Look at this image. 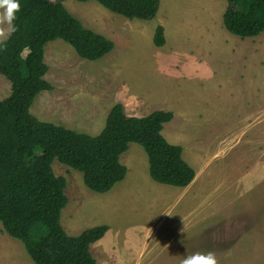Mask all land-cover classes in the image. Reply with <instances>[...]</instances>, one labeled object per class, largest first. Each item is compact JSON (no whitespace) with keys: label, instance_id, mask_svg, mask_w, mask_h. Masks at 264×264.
<instances>
[{"label":"rangeland","instance_id":"rangeland-1","mask_svg":"<svg viewBox=\"0 0 264 264\" xmlns=\"http://www.w3.org/2000/svg\"><path fill=\"white\" fill-rule=\"evenodd\" d=\"M63 4L114 46L91 61L60 39L49 41L43 61L51 89L35 96L30 113L96 135L118 102L129 116L172 111L176 117L163 125L162 135L169 143L182 144L187 155L201 149L193 160L205 166L213 182L209 201L205 205L203 197L200 206L206 219L203 239L195 237L196 244L201 242L195 252H213L217 264H264V247L257 245L258 236L264 237V222L261 227L256 221L258 208L264 211V94L259 84L264 77V32L246 38L229 33L222 23L226 0H159L150 20L123 17L93 0ZM3 12L0 8V40L10 28ZM157 25L163 27L161 47L152 43ZM193 83L198 86L195 94L187 89ZM9 93L10 82L0 74V100ZM188 103L195 116L183 121L179 110ZM198 141L201 148L194 143ZM119 161L126 167L125 177L104 195L87 188L81 172L53 159L54 174L66 179L68 202L60 215L65 232L77 235L106 224L103 237L89 247L99 264H180L187 255L177 237L184 232L180 218L185 201L168 192L175 187L150 178L139 144L130 142ZM0 264H34L1 223Z\"/></svg>","mask_w":264,"mask_h":264},{"label":"trees","instance_id":"trees-1","mask_svg":"<svg viewBox=\"0 0 264 264\" xmlns=\"http://www.w3.org/2000/svg\"><path fill=\"white\" fill-rule=\"evenodd\" d=\"M64 1L18 0L12 21L16 30L0 40V74L10 82L9 95L0 100V223L23 244L34 264H97L89 247L108 227H88L77 235L65 232L60 215L67 204L66 179L54 174L53 159L81 172L84 185L98 193L125 177L119 156L130 142L143 148L148 174L158 183L185 187L195 171L183 159L181 145L169 143L161 133L172 111L129 116L118 102L96 135L41 121L30 113L35 96L51 89L43 61L49 41L60 39L91 61L114 46L71 14ZM94 1L129 19H153L159 7V0ZM226 2L222 23L229 33L246 38L264 32V0ZM164 42L163 27L157 25L152 43L161 47Z\"/></svg>","mask_w":264,"mask_h":264},{"label":"crops","instance_id":"crops-1","mask_svg":"<svg viewBox=\"0 0 264 264\" xmlns=\"http://www.w3.org/2000/svg\"><path fill=\"white\" fill-rule=\"evenodd\" d=\"M93 2H95L97 4V1L93 0ZM247 74H248V72H247ZM246 80L249 82L250 81L249 77H246ZM259 84L263 85V88L261 89L262 93L260 94L263 97V94H264V77L263 76L259 79ZM197 87H198L197 84H194V83L187 85L188 92L190 93V91H191L193 94H195ZM211 87H212V85L209 86V88H211ZM246 92H248V95H249V88L246 89ZM247 96H245V97H247ZM248 98H250V97L248 96ZM189 105H190V103H188L184 108L181 107V109L179 110V117L183 116L184 117V119L182 118L183 121H189L190 116L193 114L195 116V113H193V114L191 113V111L189 109V107H190ZM182 114H184V115H182ZM185 115H187V116H185ZM175 117H176V115L174 113L173 119ZM262 133H264V124L262 127ZM194 143H196V145L198 146V143H200V141L194 142ZM181 146H182V144H181ZM198 148H201V147L198 146ZM199 153H201V149H200V152H194L192 155H187L185 153H182L183 159L195 171V176H194L193 180L188 185H186L185 187H176V186L168 185L169 187H175V188H171V190H168V192L171 195H176V197L179 201H182V202L185 201V204H183L185 213L183 214V218H180L184 222V226L182 228L184 232H182V231L180 233L178 232L177 237H179L180 245H182L184 243V248H183L182 253H186L187 255H190L193 252H195L196 248L198 251L201 249V242L197 243L198 244L197 245L196 241H195V237L197 235L199 236V238L203 239L202 238L203 237V235H202V223H203V219H206V218L200 216V206H201L202 202L204 201L203 197H205V201H206L204 203L205 205L209 201V195L207 193L209 192L211 185H213L212 178L205 171V166L203 167L201 164L195 163L193 160V158L195 157V154L198 155ZM238 177H240V175ZM229 179L230 178H228V181H229ZM231 179H233V176ZM209 182L211 185L209 184ZM165 185H167V184H165ZM220 187H223V186H220ZM108 191L106 193H104V195L107 194ZM263 208H264V206H263ZM257 212H259V218H258V214H257L256 221L261 222V227H263L264 225L262 226V222H264V211L260 210V208H258ZM189 219H192V220L189 221ZM191 230H193V231H191ZM186 234L188 235L187 238H185ZM257 240H258L257 245L259 247H261V246L264 247V237L258 236ZM170 242H171V239H170ZM97 243H99V242H97ZM169 244L170 243H168L166 245V248L169 247ZM179 247H180V252H181V246H179ZM258 254H260V253H258ZM262 254H264V253H262ZM96 260H97V263L99 264V260L98 259H96ZM137 263H138V260H136L135 262H134V260L132 261V264H137Z\"/></svg>","mask_w":264,"mask_h":264},{"label":"clouds","instance_id":"clouds-1","mask_svg":"<svg viewBox=\"0 0 264 264\" xmlns=\"http://www.w3.org/2000/svg\"><path fill=\"white\" fill-rule=\"evenodd\" d=\"M19 7L18 0H0V8L4 9L3 18L10 25L9 34L16 30L12 21L15 19V11H19ZM180 264H217V261L215 254L211 251L194 252L184 256Z\"/></svg>","mask_w":264,"mask_h":264}]
</instances>
